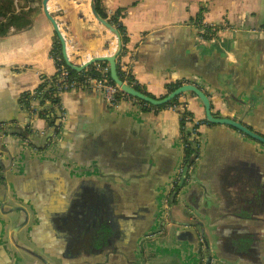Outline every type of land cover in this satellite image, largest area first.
I'll list each match as a JSON object with an SVG mask.
<instances>
[{
  "label": "crops",
  "instance_id": "obj_1",
  "mask_svg": "<svg viewBox=\"0 0 264 264\" xmlns=\"http://www.w3.org/2000/svg\"><path fill=\"white\" fill-rule=\"evenodd\" d=\"M90 3H47L68 57L77 65L110 56L115 45L94 19ZM100 4L106 20L125 10L122 24L128 43L120 61L147 93L160 98L169 84L196 85L208 96L213 116L242 122L264 137V0ZM35 7L28 28H13L0 38V150L12 158L4 174L5 205L0 202V264H185L175 252L188 248L192 259L200 231L195 224L215 249L219 264H264L258 245L264 239L257 241L258 233L264 236V201H257L258 193L264 198V145L216 125L201 129L203 155L196 182L174 203L169 217L159 218L155 239L139 241L131 259L130 246L112 232L124 218L117 213L157 215L159 194L183 155L179 114L172 109L145 111L130 101L112 109L92 90L72 91L60 97L66 118L55 141L51 137L44 146L47 124L30 119L20 105L24 93L38 88L41 76L56 72L49 55L53 26L42 11V0ZM201 10V24L221 28L217 42L197 37L194 21ZM181 97L187 111L205 118L196 96ZM29 125L38 150L12 135L16 127ZM100 226L111 233L102 252L96 243ZM217 243L220 250L214 248ZM235 244L253 245L241 255L232 248Z\"/></svg>",
  "mask_w": 264,
  "mask_h": 264
},
{
  "label": "water",
  "instance_id": "obj_2",
  "mask_svg": "<svg viewBox=\"0 0 264 264\" xmlns=\"http://www.w3.org/2000/svg\"><path fill=\"white\" fill-rule=\"evenodd\" d=\"M48 1L49 0H42V11H43L45 17L50 21V23L53 26L55 36L59 40L61 48H62V56H63L64 63L70 70L80 73L93 64L106 63L108 65V68H109L110 80L112 81L113 84H115L120 89V92L122 94H124V95H126L132 99H135L142 104L153 107V108L165 106V105L169 104L170 102H172L177 97L182 96L184 94H187V93L193 94L201 102V104L204 108V112H205V120L208 124L216 125V126L231 127L233 129L237 130L238 132L246 135L250 139L257 141V142L264 145V138L262 136L256 134V133L252 132L245 125H243L242 122H236V121L229 119V118H222V119L215 118L213 116V114L211 113V104H210L208 96L201 89H199L196 85L184 84V85H181L178 89H176L174 92L170 93L169 95H167L164 98H150V97L144 95L143 93L136 91L134 88L130 87L126 83L122 82L118 76V64H117V59L120 58L121 53L123 51L122 37H121L120 32L114 26H112L108 20L103 19L98 15V13L96 11V0H91V3H90L91 13H92L94 19L114 37L115 45H114L113 53L110 56L92 58L88 62H86L82 65H77V64L73 63L68 57L67 43H66L65 38H64L60 28H59V24L55 20L54 16L51 15L48 11V7H47ZM92 92H94V91H92ZM56 112L59 115V112L57 110H56ZM61 124L62 123H61V120L59 117V119L56 122V126L59 127V126H61ZM55 130H56V128H51L50 131L44 136V139H43L44 146H46L48 143H51V140H52L51 137H53ZM12 131H13L12 134L28 140L30 142V145H32L35 149L38 150L36 140H34L33 137L31 135H29V133L25 129L20 128V127H16ZM32 152L37 153L38 151L33 150ZM0 154H1L0 155V184H2V188H3L2 192L0 193V202L2 203V206H4L5 201H6V191H7V184L5 181V175L4 174L10 169V166L12 164V158L9 154H7V152L4 150V148H2L0 150ZM202 155H203V141L201 138V150H200L199 159L195 162H193V160H192L190 163H188L182 172V178L183 179H182L181 184H179L180 186H182L183 180L185 179V176L188 175L189 167L194 163L192 173L190 174L191 175V181L183 189V191L179 194V196L177 197V202H181V200L183 199V195L185 194V191L187 190V188L192 183L194 184L196 182L195 181L197 178L196 173L198 170L199 163L202 160ZM180 163H181V161L177 164L173 173L170 176H172L176 173V171L178 170V168L180 166ZM164 187H165V185L163 186V188ZM163 192L164 191L162 190L159 194L160 203L158 205V213H157V215H155L154 218L153 217L150 218L151 213L149 211H145V213H141L139 211H129V213H127L126 215L123 212L117 213L118 216L124 217L123 218L124 221L118 220L117 221L118 227L113 228L112 232L116 235V236H114L115 238L125 240V242H127V244L130 246L129 249H127L129 252L128 255H130L131 259H133V260L136 257L135 253L137 252L139 241L144 239L145 237L153 240V239H155L154 237H156V235L158 233L156 230H154V226L157 224V221L159 220V218L162 217L163 211L165 209V206H164L165 195ZM175 195H176V191L172 194V196L170 198V203L174 200ZM131 198L133 200L135 198V196H132ZM257 201H260V202L264 201V198L262 197V195L260 193L257 194ZM244 202H248V201H244ZM149 203L150 202L148 200V204ZM17 210H19V209H15V211H17ZM202 210L206 214H209V215L212 214V212L209 209L208 210L202 209ZM155 214H156V212H155ZM119 219H121V218H119ZM140 223H143V226H139ZM196 226H197V230L200 229V231H199L197 239H196V243H195L194 250L192 253L193 254L192 259H191V251H189L188 248L185 249L184 250L185 252H182V253L181 252H175V256H178L182 259H185L184 260L185 264H191V261H192V264H219L220 261H219L217 255L214 253L215 249L213 251L211 246L208 244L202 228H200L199 225L195 224V227ZM19 229H20V227H18V230ZM96 234H97L96 243L99 246L100 251L102 252L104 250V248L106 247V245L108 244V242H110L109 239H110L111 233L105 227L100 226L99 231ZM260 239H264V236L261 233H258L257 234V241ZM257 241L254 242L253 244L257 243ZM244 245H245V247L241 248V246H242L241 244H235L232 246V248L238 249L241 255H245V254H247V252H249L251 250L252 245H248V244H244ZM258 245H260L262 250L264 251V240L261 241L260 243H258ZM225 246H227V245H222V248H224ZM214 248H217L220 250L221 245H219V243H217L216 247L214 245ZM130 262L131 261H127V263H129V264H130ZM132 264H134V263L132 262ZM150 264H154V263H150Z\"/></svg>",
  "mask_w": 264,
  "mask_h": 264
},
{
  "label": "trees",
  "instance_id": "obj_3",
  "mask_svg": "<svg viewBox=\"0 0 264 264\" xmlns=\"http://www.w3.org/2000/svg\"><path fill=\"white\" fill-rule=\"evenodd\" d=\"M41 0H0V38L7 36L13 28H28L31 25V17L36 12V5L40 4ZM96 11L98 15L103 19H108L106 13L101 8L100 0H96ZM202 10L199 13V16L194 21V28L196 31V26H199L202 22ZM125 10L119 9L116 11L115 15L112 16L108 21L109 23L114 26L121 34L122 41H123V51H125V47L128 43V37L126 35V29L122 24V19L124 18ZM205 38V37H204ZM50 57L53 59L55 63L56 69L59 67H64L68 72V81L76 83L78 86V90H84L88 89V81L91 79H99L101 77L99 69H103L107 67L106 63H97L93 64L84 71L78 73L70 70L64 63L63 56H62V48L60 45L59 40L55 36L53 39L52 47L50 49L49 53ZM120 61V60H119ZM118 76L119 79L129 85L130 87L134 88L136 91L143 93L144 95L155 98L153 95L149 94L144 90L133 78L130 71L127 73L123 72L121 70V66L118 63ZM110 79V75H109ZM58 81V74L55 72L53 76L46 77L42 76L41 78V84L38 86V88L33 92H26L24 93L20 98V105L23 109L26 111L29 110L30 107H34V105H43L45 101H48L50 106L51 104H60V95L54 96L56 93V83ZM182 83H174L169 84L166 87V94L163 97L164 98L170 93L174 92L176 89H178ZM35 93V95H32ZM117 100H122L123 98H127L126 96L122 95L121 93L117 94ZM131 99V98H130ZM133 100V99H131ZM136 102V101H135ZM138 105L141 106L142 109L145 111H155L159 112L163 109H178L181 107L183 108V111H178L179 113V123L180 127L183 128V126L186 124V119H191L192 114L187 111L185 108V102L182 101V97L179 96L176 99H174L169 104L153 108V107H144L142 104L136 102ZM49 111H55L51 107L43 109L40 111L39 116L41 119H43L46 124L50 128H56V122L58 118H52L48 117ZM206 123V121L204 120ZM182 133H188V131L182 130ZM202 135V134H200ZM193 148L188 147L186 149V157L187 160L191 158V155L193 154ZM2 184H0V193L2 192Z\"/></svg>",
  "mask_w": 264,
  "mask_h": 264
},
{
  "label": "built area",
  "instance_id": "obj_4",
  "mask_svg": "<svg viewBox=\"0 0 264 264\" xmlns=\"http://www.w3.org/2000/svg\"><path fill=\"white\" fill-rule=\"evenodd\" d=\"M196 32H197V37L201 40H205V39H203V37L208 32V34L210 35V38H211L209 41L215 42L216 39L219 37L218 35L221 33V28L217 27L214 24H210V25L200 24L199 26H196ZM119 60H120V58L117 59V64L119 63L121 66V70L123 72L127 73L129 70ZM99 71H100L101 77L99 79L89 80L87 83V85H88L87 90H92L95 93L102 95L106 104L109 106V108H112V109H115L121 101H130V102L138 105L136 103V102H138L137 100H135V99L131 100L132 98L130 99V97L122 94L120 92V89L115 84L112 83V81L109 79L108 65H107V67H105L103 69H99ZM56 73L58 74V81L56 83V93L54 96H58V95L61 96L62 94H66V93H70L72 91L78 90V86L76 85V83H74V82L70 83L68 81V72L64 67L57 68ZM41 78H42V76L40 77V84H41ZM118 93H121L122 95L126 96L127 98L126 99L123 98L122 100L118 101L116 98ZM32 95H35V93H33ZM138 103H140V102H138ZM140 104H142V103H140ZM142 105L144 107H150V106H147L145 104H142ZM138 106H140V105H138ZM48 107L49 108L51 107L53 110H55V113L57 114V118L59 119V117H60L61 123L65 120L66 114H65V111H64L63 107L61 106V104H57V105L51 104V106H50L48 101H45L43 105H36V107H30L28 112L31 115L37 117V115H39L40 111H42L43 109H46ZM56 110L59 112V115L56 112ZM173 110H175L178 113L179 110L182 112L183 108L180 107L178 109V111H177V108H173ZM194 124H196V123H194ZM186 127H183L182 130H185V131L189 130L191 132V129H193L192 124L187 123ZM47 128L49 130L51 129L48 125H47ZM56 128H58L57 131L59 132L60 126L56 127ZM198 131L199 130L197 128L193 129L192 135L190 137V139L191 138L193 139V141L195 143V147L198 151V153L194 157H192V159H191V161L193 160V162H195L199 159L200 150H201V135L198 133ZM29 135H31V134L29 133ZM56 137H57V135H53V139H54L53 141H55ZM18 141H20L22 143V145H24L26 147H28L30 145V142L26 139H23L22 137L18 138ZM181 165H182V162L180 163V166H179L178 170L176 171V175L182 174L183 170L181 168ZM193 165H194V163L189 167L188 175H190L192 173ZM165 200H166V197H165ZM164 206H165V208L167 207L165 204H164Z\"/></svg>",
  "mask_w": 264,
  "mask_h": 264
},
{
  "label": "flooded vegetation",
  "instance_id": "obj_5",
  "mask_svg": "<svg viewBox=\"0 0 264 264\" xmlns=\"http://www.w3.org/2000/svg\"><path fill=\"white\" fill-rule=\"evenodd\" d=\"M220 35V34H219ZM218 35V36H219ZM205 37V38H204ZM204 37H203V39H205V40H210L211 38H210V35L208 34V32L204 35ZM220 37V36H219ZM219 37L216 39V41L215 42H217V40H219ZM183 85V84H182ZM193 95V94H192ZM195 96V95H194ZM34 107H36V105H34ZM140 107V106H139ZM186 109V108H185ZM173 110V109H172ZM187 110V109H186ZM192 114V113H191ZM48 117H52V118H57V114L55 113V111H49L48 112ZM215 117V116H214ZM34 119V118H38V119H41V117L39 116V115H37V117H35V116H33V115H31V118L30 119ZM215 118H217V117H215ZM179 119H180V117H179ZM218 119H222V118H218ZM41 120H43V119H41ZM204 120H205V118L204 119H202V120H199V119H197V118H195L194 117V115L192 114V118L191 119H186L185 121H186V124L188 123V124H192V127H193V129H198L199 131H198V133L199 134H201V129L203 128V127H205V126H211L210 124H208L207 122L205 123L204 122ZM44 121V120H43ZM196 121V122H195ZM206 121V120H205ZM194 123H196V124H194ZM186 124L183 126V127H186ZM57 127V126H56ZM225 127H228V126H225ZM32 128L33 127H31L30 125H29V127L27 126L26 128H25V130L28 132V133H30L32 136L33 135H35V133H34V131L32 130ZM187 128V127H186ZM229 128H231V127H229ZM35 129V128H34ZM182 129L183 128H181L180 127V135H179V144H180V146H181V149H182V151H183V155H182V158H181V162H182V165H181V168H182V170H184V168L187 166V164L188 163H190V161H191V159H192V157H194L197 153H198V151H197V149H196V147H195V143H194V141H193V139L191 138L190 139V137H191V135H192V131H193V129H191V132L188 130V133H185V130H184V133L185 134H183L182 133ZM231 129H233V128H231ZM58 128H56V130H55V133H54V135H58ZM233 130H235V129H233ZM235 131H237V130H235ZM238 132V131H237ZM253 132V131H252ZM240 133V132H239ZM240 134H242V133H240ZM12 135H14V134H12ZM242 135H244V134H242ZM14 136H17V135H14ZM244 136H246V135H244ZM261 136V135H260ZM247 137V136H246ZM263 137V136H262ZM18 138H20V137H18ZM264 138V137H263ZM261 144V143H260ZM263 145V144H262ZM192 147L193 148V154L191 155V158L189 159V160H187V157H186V149L188 148V147ZM182 174H179V175H176V173L174 174V175H172V176H170L169 178H168V180H167V183H166V185H165V187H164V195H165V197H166V200H165V202H164V204L167 206L165 209H164V211H163V218L164 219H166L167 217H169V213H170V209H171V207L174 205V203H176L177 202V197L179 196V194L183 191V189L188 185V183L191 181V175H186L185 176V179L183 180V184H182V186H180L179 184H181V182H182ZM176 191V195H175V197H174V200H173V202L172 203H170V198H171V196H172V194L174 193ZM188 210V209H187ZM189 213H190V211H189ZM185 214H187V212H185ZM191 214V213H190ZM163 219V220H164Z\"/></svg>",
  "mask_w": 264,
  "mask_h": 264
},
{
  "label": "rangeland",
  "instance_id": "obj_6",
  "mask_svg": "<svg viewBox=\"0 0 264 264\" xmlns=\"http://www.w3.org/2000/svg\"><path fill=\"white\" fill-rule=\"evenodd\" d=\"M208 1H211V2H219V1H223V0H208Z\"/></svg>",
  "mask_w": 264,
  "mask_h": 264
}]
</instances>
